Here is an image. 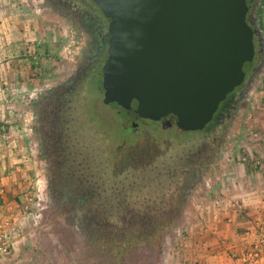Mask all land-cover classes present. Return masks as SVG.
<instances>
[{"label":"rangeland","instance_id":"1","mask_svg":"<svg viewBox=\"0 0 264 264\" xmlns=\"http://www.w3.org/2000/svg\"><path fill=\"white\" fill-rule=\"evenodd\" d=\"M26 1L35 7V14H29L31 17L28 20L32 21L28 26L30 33L24 37L33 39V42L28 41V46L24 44L27 56H23L24 63L20 61L17 66L24 77L19 79L18 89L13 82L10 86V79L6 83L0 79V104L12 105L10 110L6 109L5 114L0 115L1 122L7 127L2 133L6 140L11 136L16 141L21 140L13 153L18 157L17 165L21 170L28 171L29 175L26 174L27 185H20L18 188V196L22 198L16 199V210L12 212L19 213V217L17 216L16 221H11L16 217L8 221L9 228L22 234L23 241L30 244L34 264L189 263L188 212L194 215L190 218L194 221L212 208L224 210L223 208L232 204L230 199L234 198L235 190L233 183L236 180L241 184L240 169L247 173L257 170L256 166L264 169L263 163H257L261 162L264 155L260 156L255 151L249 155L240 147L244 145L243 142L245 146L252 147V143L257 140L253 134L248 135L246 123L247 118L258 116L260 107L256 108L257 103H263L260 92L264 91V70L224 134L219 132L217 120L196 132L176 129L171 132H154L146 128L131 136L130 131L122 126L123 114H117L111 105L103 103L101 76L86 78L85 82L77 84L76 89L67 96L70 99L65 113L67 135L70 136L79 158L90 162V172L96 182L99 198L106 205H114V211L139 210L150 204H155L156 209L162 211L172 208L169 205L175 200V192L169 184L174 176L178 177L184 170L186 159L197 149L212 142L214 137L223 135V142L212 157L213 160L205 167L201 180L195 184L193 193L183 200L184 205L175 226L163 236L135 243V249L130 253L122 250L118 252L114 248L115 241L106 236H99L94 239L95 242H90L88 238L74 234L62 223V218L53 215L44 200L46 173L38 146L36 101L46 89L59 84L74 69L79 45L73 39V31L41 0ZM7 16L9 14H5L6 18ZM257 16L264 36V0L257 10ZM16 32L15 29L14 33ZM6 120L8 122H4ZM127 139V143L119 148V143ZM257 142L263 144L262 141ZM11 143L15 142H7L5 146L9 147ZM11 145L8 149H11ZM253 148L256 149L254 146ZM6 156H10L9 152ZM10 158L14 159V155ZM84 167L82 164L81 170ZM119 220L121 218L114 217L111 220L114 232L118 230ZM6 257L8 252L0 259L4 261Z\"/></svg>","mask_w":264,"mask_h":264},{"label":"water","instance_id":"2","mask_svg":"<svg viewBox=\"0 0 264 264\" xmlns=\"http://www.w3.org/2000/svg\"><path fill=\"white\" fill-rule=\"evenodd\" d=\"M91 1L109 19L103 103L143 119L172 116L183 132L212 121L264 50L249 0Z\"/></svg>","mask_w":264,"mask_h":264},{"label":"flooded vegetation","instance_id":"3","mask_svg":"<svg viewBox=\"0 0 264 264\" xmlns=\"http://www.w3.org/2000/svg\"><path fill=\"white\" fill-rule=\"evenodd\" d=\"M41 2L59 16L69 30L73 31V39L79 45L74 69L59 84L46 89L36 101L38 146L46 173L44 200L51 212L54 216L62 218V223L67 229L88 238L90 242H95L94 239H98L99 236L114 240V233L115 236L121 237L123 231H127L131 224L129 220L132 218L144 220L176 214L178 203H182L189 194L193 193L195 184L199 183L202 174L206 171L205 167L213 160L212 157L223 142V135L214 137L212 142L197 149L186 159L184 170L178 177L174 176V180L169 184L175 192V200L169 205L172 208L162 211L156 209L155 204H150L139 210L114 211V205L104 204L102 198L98 196L96 182L90 172V162L88 163L85 158H79L70 136L67 135L65 113L70 102L67 96L76 89L77 84L85 82L86 78L101 76L102 85L101 70L107 58L109 19L91 0H41ZM261 2L262 0L248 1V18L250 23L261 31L264 40L257 16ZM263 60L264 50L258 47L253 61L243 65V82L220 103L212 121L203 129L218 120L219 132L224 134L227 131L240 111L241 103L251 94L259 74L264 70L263 67L257 73ZM110 105L117 114H123L122 126L130 131L131 136L137 135L138 130L144 131L146 128L154 132L157 130L171 132L174 129L181 131L172 116L154 121L140 118L131 111L119 109L114 103L108 104ZM127 141L128 139L122 140L119 148ZM82 164L85 167L81 170ZM113 217L121 218L118 230L116 229L115 232L111 221Z\"/></svg>","mask_w":264,"mask_h":264},{"label":"crops","instance_id":"4","mask_svg":"<svg viewBox=\"0 0 264 264\" xmlns=\"http://www.w3.org/2000/svg\"><path fill=\"white\" fill-rule=\"evenodd\" d=\"M34 8L26 0H21V2L19 0H14V2L0 0V79L4 80V83L10 79V86L13 82L17 89L19 88V79L24 77L23 72L18 70L17 66L20 61L24 63L23 56L26 57L28 52L24 51V44L28 46V41L33 42V39H28V37L24 39V37L30 33L28 26L32 21L28 19L31 17L29 14H35ZM4 13L9 14V17L6 18ZM14 28L17 30L16 33H14ZM260 93L263 95V103L262 105L260 103L261 106L257 103L256 108L260 107L257 111L258 116L247 118L246 126L248 135L253 134L263 144H259L255 139L254 143L251 142L252 147L247 143L245 146V142L240 147L244 148V151L249 155L255 151L263 156L264 91ZM11 106L0 104V115L5 114L6 109L10 110ZM1 121L2 119H0V197L2 200L0 223L5 226L4 231L9 236L10 248L8 257L4 261L0 259V264H34L31 259L33 250L30 249V244L24 242L23 237L21 238L22 234L11 230L10 224L8 225L11 218L16 217L11 221L17 220L19 213L13 214L16 210V199L22 198L18 196V188L20 185H27L26 179L29 175L28 171L21 170L17 165L18 157L13 153L15 146L17 143H21V140L16 141L12 136L6 140L2 130H7L5 129L7 127ZM4 139L8 143L15 142L10 144L11 149H8L10 145L9 147L5 146L7 142ZM7 152L10 156H6ZM12 155H14V159L10 158ZM9 160L12 162L9 163ZM255 168L257 170L249 173L240 169L241 184L239 185V181L236 180V183H233L235 184L233 185L235 187L234 198L230 201L237 203L238 208L228 206L222 211L212 208L194 221L190 219L194 215L188 212L186 216L190 221V229L187 231L190 261L186 264H264V244L261 243L262 240L264 241V169L257 166ZM244 181L245 183H243ZM257 246L260 249L259 256L250 260V253ZM245 256L248 257V260L243 258Z\"/></svg>","mask_w":264,"mask_h":264},{"label":"trees","instance_id":"5","mask_svg":"<svg viewBox=\"0 0 264 264\" xmlns=\"http://www.w3.org/2000/svg\"><path fill=\"white\" fill-rule=\"evenodd\" d=\"M257 167L260 168V166ZM1 203L2 200L0 197V205ZM183 205V203H178V206L176 207L178 212L176 211V214L172 216H161L154 219L145 218L144 220L141 218H132L129 220V222H131L129 225L130 227L128 226L127 231H123L121 237L114 235V240L112 239L116 243L114 248L118 250V252L122 250L124 253H130L135 249L133 246L135 243L142 242L143 239H150L151 237L154 239L155 236H163V234L168 233L179 220L180 209Z\"/></svg>","mask_w":264,"mask_h":264},{"label":"built area","instance_id":"6","mask_svg":"<svg viewBox=\"0 0 264 264\" xmlns=\"http://www.w3.org/2000/svg\"><path fill=\"white\" fill-rule=\"evenodd\" d=\"M258 164H262L263 163V166H264V157H262V160H261V162H257ZM230 207L231 208H238V205H237V203H233L232 202V204H230ZM4 228H5V226L4 225H2V224H0V257H2V256H4L7 252H8V248H9V246H10V244H9V236L5 233V231H4ZM263 242V243H262ZM261 243H262V245L264 244V241L262 240L261 241ZM260 249H259V247L257 246L256 247V249H254L251 253H250V255H249V258H250V260L251 259H256V258H258V256H259V253L258 252H260L259 251ZM245 260H248V257L247 256H245V257H243Z\"/></svg>","mask_w":264,"mask_h":264}]
</instances>
